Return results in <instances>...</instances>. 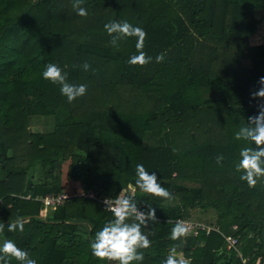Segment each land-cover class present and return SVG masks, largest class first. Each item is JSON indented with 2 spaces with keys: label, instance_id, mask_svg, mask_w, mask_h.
Masks as SVG:
<instances>
[{
  "label": "trees",
  "instance_id": "trees-1",
  "mask_svg": "<svg viewBox=\"0 0 264 264\" xmlns=\"http://www.w3.org/2000/svg\"><path fill=\"white\" fill-rule=\"evenodd\" d=\"M74 3L0 0V242L14 240L37 264H102L89 242L111 218L101 201L123 189L142 210L156 208L142 228L151 243L141 264H162L173 247L185 264H264V177L249 188L233 166L237 124L262 102L250 93L264 76V44L250 39L264 24V0H80L86 16ZM110 20L144 28L153 61L128 65L135 38L112 44ZM171 48L176 54L155 62ZM47 63L86 84V95L67 102L42 78ZM38 118H54L55 128L34 132ZM62 162L85 195L46 210L35 199L65 193ZM137 163L163 176L171 200L147 201L135 184ZM39 168L44 176L35 179ZM196 210L215 213L217 221L200 222L214 230L171 240L178 220L199 222ZM17 219L23 231L8 232ZM226 237L239 239L242 258Z\"/></svg>",
  "mask_w": 264,
  "mask_h": 264
},
{
  "label": "clouds",
  "instance_id": "clouds-1",
  "mask_svg": "<svg viewBox=\"0 0 264 264\" xmlns=\"http://www.w3.org/2000/svg\"><path fill=\"white\" fill-rule=\"evenodd\" d=\"M79 4L80 0L73 4L76 14L86 16L87 9L80 7ZM104 29L112 44H116L120 39L135 38V51L125 61L128 65L143 66L153 61V57L143 50L147 37L144 28L128 21L110 20L104 24ZM163 60V54L155 56L156 63ZM80 67L85 71L91 68L88 62H84ZM41 75L44 80L58 85L60 94L66 97L69 103L87 93V85L68 82V74L58 64L47 63ZM258 83V89L250 93L252 100L264 99V76L259 78ZM237 125L239 127L233 133V138L242 142V146L233 166L239 174V179L252 188L264 177V102L257 103L255 115H249ZM216 159L219 162L223 156L217 155ZM135 176V184L139 191L147 194V201L154 197L171 200L172 193L163 186V176H160L158 171H149L143 163H137ZM102 203L104 209L111 212V218L95 231L94 239L89 242L91 255L102 264H141L144 259L142 249L148 248L151 243L142 228H145L149 221L155 222L156 208L147 203L142 210L140 202L137 203L136 198L131 194H125L123 189L114 200L104 198ZM23 227V223L17 219L7 224V231H23ZM188 230L186 222L178 220L171 228L169 238L180 241L187 236ZM175 253L176 248H171L169 254L162 260V264H185L184 260L175 258ZM13 260L21 264H37V261L14 240L4 239L0 242V264H11Z\"/></svg>",
  "mask_w": 264,
  "mask_h": 264
},
{
  "label": "rangeland",
  "instance_id": "rangeland-1",
  "mask_svg": "<svg viewBox=\"0 0 264 264\" xmlns=\"http://www.w3.org/2000/svg\"><path fill=\"white\" fill-rule=\"evenodd\" d=\"M262 16H264V12L258 11V17L260 18ZM250 44L251 46H260L264 44V24H261L259 26V30L258 32H256V35L250 39ZM171 54H176L173 48L167 51V53L164 56V60H167L168 58H170ZM261 101L264 102V99H262ZM201 113H203V110L191 111L190 113H188V116H196V115H200ZM55 125H56V121L54 120V118H38L32 124V130L34 132H45L46 133V132L53 130L55 128ZM69 164L70 162H62V173H61L62 185L65 188V192L68 193L69 195H81V193L83 192L82 185L78 182L76 183L71 182L67 178V171H68ZM42 172L43 170L41 168L33 171L35 179L43 178L42 175L44 176V174ZM132 190L135 191L134 188H132ZM170 204L174 205L176 204V201L172 200ZM193 219H194L193 221H199L203 223L205 222L209 224H210V221L212 222L217 221V217L215 213H212L211 210L207 211L206 213L196 210L194 212Z\"/></svg>",
  "mask_w": 264,
  "mask_h": 264
},
{
  "label": "built area",
  "instance_id": "built-area-1",
  "mask_svg": "<svg viewBox=\"0 0 264 264\" xmlns=\"http://www.w3.org/2000/svg\"><path fill=\"white\" fill-rule=\"evenodd\" d=\"M81 195H85L84 191L81 193ZM71 196L72 195H69L68 193L65 192L64 194H61L58 196H55V195L54 196L53 195L47 196L44 199H40V198L36 197L35 200L42 201L43 204L45 205L46 210H47V208L55 209L56 207L63 205L65 203V201ZM89 197H93V195L90 194ZM27 198L31 199L30 196H28ZM102 201H101V203H102ZM103 208H104V205H103ZM46 210H45V212H46ZM105 210L107 212H110L107 209H105ZM180 221H183V220H180ZM184 222H186V226L189 229L188 235H192L194 237L199 236V234L202 232H206V234L209 235L214 230L213 227L205 225V224L200 223V222H190V221H184ZM234 229L237 230V227L235 226ZM216 230H218V229H216ZM226 240L228 243V249H235L238 252L237 256L242 258V253L240 252V250H238L239 239L233 238V237H226ZM248 261H249V259L242 258V264H247ZM259 263H260V261H258L257 264H259Z\"/></svg>",
  "mask_w": 264,
  "mask_h": 264
}]
</instances>
